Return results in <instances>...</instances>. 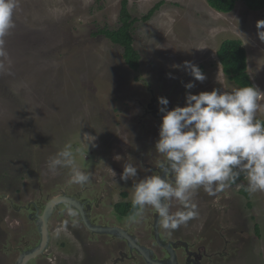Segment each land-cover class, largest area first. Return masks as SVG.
I'll list each match as a JSON object with an SVG mask.
<instances>
[{
	"label": "rangeland",
	"instance_id": "374dc122",
	"mask_svg": "<svg viewBox=\"0 0 264 264\" xmlns=\"http://www.w3.org/2000/svg\"><path fill=\"white\" fill-rule=\"evenodd\" d=\"M120 2L19 0L15 27L5 37L8 57L0 58V264H21L24 255L40 247L44 216V248L25 264H154L125 240L92 232L72 204H54L64 194L84 201L79 207L89 226L121 228L151 252L152 262L169 264L167 247L173 264H186V250L193 259L200 256V264H264V192L250 194L243 175L214 196L200 187L193 195L198 216L171 234L151 207L139 222L113 214L114 203L132 202L139 179L162 174L166 165L155 150L163 115L158 97L167 98L171 110L185 106L189 91L240 88L218 61L223 41L242 42L250 81L264 92V41L256 26L264 9L251 11L237 2L222 14L206 0H127L132 17L154 8L148 20L135 24L133 45L140 59L134 72L122 49L97 33L118 25ZM184 61L197 65L206 79L196 81L183 69ZM188 82L195 87L186 90ZM257 119L264 121V107ZM85 134L96 137L89 146ZM66 146L75 166L90 174L85 190L72 182L70 168L55 174L48 169ZM129 162L138 165V174L123 181ZM168 181L173 182L170 172ZM170 203L172 212L182 207Z\"/></svg>",
	"mask_w": 264,
	"mask_h": 264
},
{
	"label": "clouds",
	"instance_id": "9594fccd",
	"mask_svg": "<svg viewBox=\"0 0 264 264\" xmlns=\"http://www.w3.org/2000/svg\"><path fill=\"white\" fill-rule=\"evenodd\" d=\"M18 3L19 0H0V58L8 57L5 37L15 27L13 17ZM256 26L259 39L264 41V20L257 21ZM183 69L196 81L206 79L191 61H184ZM169 76L172 78L170 73ZM184 87L191 90L195 84L188 82ZM261 101L264 92L254 86L231 92L213 89L191 94L189 91L185 106L171 110L167 107L169 100L158 97L159 112L163 115L155 150L166 158V165H162V174L145 175L133 185L130 221L139 222L145 209L151 207L162 227L171 234L198 216L193 195L200 187L214 196L235 184L241 175L246 177V190L250 194L264 192V121L257 119L258 110L264 107ZM84 137L91 138L88 146L96 139L88 134ZM115 159L121 157L117 155ZM60 167L71 169L75 184L85 185L90 181V174L75 166L71 146H66L48 163L52 174ZM138 168L131 162L124 164L120 179L135 180ZM169 172L172 183L168 181ZM112 173L114 177L116 173ZM174 200L182 207L172 212L170 202ZM65 229L66 225L57 228V236Z\"/></svg>",
	"mask_w": 264,
	"mask_h": 264
},
{
	"label": "trees",
	"instance_id": "16d2710c",
	"mask_svg": "<svg viewBox=\"0 0 264 264\" xmlns=\"http://www.w3.org/2000/svg\"><path fill=\"white\" fill-rule=\"evenodd\" d=\"M206 2L211 9L222 14L232 12L237 2H242L251 11L264 9V0H206ZM159 4H156L155 8ZM153 11L154 8L140 18L132 17L127 9V0H121L118 25L112 29L102 28L97 31L99 35L105 36L113 45L122 49L124 63L134 72L139 69L140 59V55L133 45L135 24L138 21L148 20ZM217 58L223 74L235 85L238 87L253 86L247 73V54L240 40L228 39L223 41L217 50ZM241 192L245 198H248L244 189H241ZM247 207H250L249 203H247ZM131 212L132 202H122L115 206V213L119 215L118 218L130 217ZM257 231L258 228L256 227Z\"/></svg>",
	"mask_w": 264,
	"mask_h": 264
},
{
	"label": "water",
	"instance_id": "95a60500",
	"mask_svg": "<svg viewBox=\"0 0 264 264\" xmlns=\"http://www.w3.org/2000/svg\"><path fill=\"white\" fill-rule=\"evenodd\" d=\"M69 202L70 204H72V206L76 207L79 211H80V207L78 205H76L73 201L69 200V199H64L63 197L60 198V197H56L54 198L53 202L54 204L57 203V202ZM51 205V206H54ZM80 214H81V217H82V220L83 222L85 223V225H87V227L92 231V232H95V233H108V234H112V235H115L117 236L118 238L120 239H123L125 240L129 246L131 248H134L137 252H139L147 262L149 263H154V264H157V262H152L150 260V258H146V256L148 255H145L146 254V251L141 249L137 244H136V241L134 239L131 238V236H129L125 231H123L121 228H117V227H99V226H96V227H91L89 226V224L87 223V220L85 219L84 217V214L82 211H80ZM42 222H43V227H42V242H41V245L40 247L37 249V250H34L33 252L29 253V254H26L22 257V261H21V264H25V262L31 258H34L36 256H38L43 248H44V245H45V242H46V222H45V216L42 217Z\"/></svg>",
	"mask_w": 264,
	"mask_h": 264
},
{
	"label": "flooded vegetation",
	"instance_id": "af4514ba",
	"mask_svg": "<svg viewBox=\"0 0 264 264\" xmlns=\"http://www.w3.org/2000/svg\"><path fill=\"white\" fill-rule=\"evenodd\" d=\"M106 181V180H105ZM84 187L85 188H82V190H85L86 189V187L87 186H85L84 185ZM122 193H125V192H122ZM123 196H125V194H123ZM57 197H59V196H57ZM60 197H62V196H60ZM63 198L64 199H69V200H71V201H73L76 205H80L81 207H83L84 208V206H83V204L82 203H84V201H82L81 203L79 202H77V200L76 199H73V198H68V197H66V195L64 194V196H63ZM122 202H125V201H120V202H116V203H114V206H113V211H114V215H115V217L117 218V219H119V220H121V219H123V218H127V217H121V218H118V214H116L115 213V206L118 204V203H122ZM69 203V202H68ZM126 203H128V202H126ZM70 204V203H69ZM74 207V206H73ZM76 210H77V212L79 213V216H80V220H81V222H82V224H84L85 225V223L83 222V220H82V217H81V214H80V211L76 208V207H74ZM115 218V219H116ZM116 219V220H117ZM99 234H107V235H111L112 236V234H108V233H99ZM126 242V241H125ZM126 244L127 245H129L127 242H126ZM131 248V247H130ZM163 250H165V252H166V254L168 255V263L169 264H173L174 263V257H173V255H174V253H173V251L171 250V249H169V248H163ZM147 253V252H146ZM148 254V257H151V252H148L147 253ZM191 256H192V253L191 252H188L187 250H186V258H185V263L186 264H200V262H199V260H200V256L199 257H197V255H193V257H195V259H193V258H191ZM142 257V256H141ZM161 260L160 261H158L157 262V264H161ZM162 264H164V263H162Z\"/></svg>",
	"mask_w": 264,
	"mask_h": 264
}]
</instances>
